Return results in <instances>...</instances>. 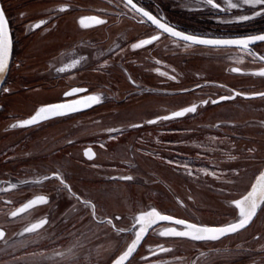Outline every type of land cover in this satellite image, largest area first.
Here are the masks:
<instances>
[{"label": "flooded vegetation", "instance_id": "obj_1", "mask_svg": "<svg viewBox=\"0 0 264 264\" xmlns=\"http://www.w3.org/2000/svg\"><path fill=\"white\" fill-rule=\"evenodd\" d=\"M42 1L50 5L49 9L45 13L22 22L20 28L15 24L5 0H0V8L4 11L12 39L10 64L12 62L14 66L9 64L8 72L11 69V72L15 74L22 69L24 59L18 50L23 43L21 41L25 38L29 46L42 39L51 40L48 43L45 41L47 43L45 46L50 47L59 37H73L71 41L59 45L57 50L46 58L43 74L41 71L32 72L31 77L26 79L31 85L29 91L19 95L7 94L10 93L8 87H4L1 91L2 95L7 94L15 100L31 101L29 108L24 109L28 113L17 115L16 123L34 115L39 107L48 104L67 103L93 94L99 95L104 103L108 98L116 99V94L109 96L107 92L101 90L102 88L93 86L104 59L106 62L111 60L109 66L113 65L121 70L125 85H129L124 92L125 98L133 94H139L136 98H143L147 95L160 96L164 97L162 100L166 102V105L160 104L161 100L153 103L148 106L145 114L139 117H133L131 113H124L118 109L106 111L105 116L109 119H105V116L99 117L100 119L98 117V119H90V116L99 115L94 114L101 105H104L97 103L68 115L42 120L31 126L14 127L26 130V137L34 136V133L36 135L38 131L34 132L33 129L37 128L58 131V126L65 124L66 128L70 129H67L68 132L64 135L65 140L62 145L53 149L55 158L61 157V154L56 153L59 151L67 160L61 162L60 168L45 165V169L50 168V171L44 177H49V180L55 179L61 189L72 197L71 202L78 204L72 206L70 203L64 205L56 203L51 206L52 196L48 189L32 191L19 198L21 187L22 189L27 187L26 190H29L33 185L29 184L30 180L21 182L19 173L13 174L12 181L1 178L3 182L15 184L16 187L13 188V200L4 198L0 190V230L4 232L3 238H0V264H112L135 239L136 231L139 229L136 217L141 212L150 211L153 207L161 214L184 219L189 223L206 226L221 225L223 222L197 221L184 213L161 211L156 206L133 209L127 204L128 206L125 207L126 202L129 201V194H132L134 176L131 170H137L136 161L132 160V149L137 147V144L136 142L131 143V134L139 131L140 136L135 135V138L136 140L141 138V143L144 145L141 147L152 146L157 153H163L164 149L162 144L164 141L157 140L160 133L203 132L207 134V139L203 143L201 141L189 142L185 139L181 142L183 143L181 146L180 142H177L173 148L178 154L184 153L180 150L181 148L184 151L189 149L193 154L187 152L188 156L184 157L175 155L173 163L180 165V160H182L185 165L198 166L200 170H204L206 174L191 173L201 178H208L207 185L211 188L210 191L227 195L228 189L220 188L227 186V184L222 185L223 182L229 183L232 191L237 194L246 186V190L240 193V196L243 195L249 190L260 169L253 168L254 175L246 181L242 172L241 174L238 172L223 173L219 167H222L227 158H230L228 154L235 155L234 158L237 160L235 162L240 165L241 163L252 166L264 164V97L235 95L237 92L247 94L264 92V76L253 75L264 68V61L254 58L248 51L237 46L212 47L192 44L171 37L157 29L147 17L133 11L130 5L126 6V0L110 1V6L104 11L95 7L99 0H88L93 3L86 7L84 0ZM133 2L150 11L163 23L174 26L178 31L202 38L235 39L264 34V14H254L255 11L260 10L261 6L244 5L242 0H231V3L238 5L236 8H229L225 0H215L220 8L217 9L207 4V12L193 8L194 5L187 4L189 7L183 8L181 0H133ZM64 5H67L66 10L60 11L59 9ZM93 16H98L105 23L97 24L92 19H85L83 24L80 23L81 18ZM241 16L251 18L240 20ZM41 20L46 23L34 28L33 26ZM69 21L73 24L72 29L66 27ZM101 29L109 37L113 31H124L128 38L123 42L120 40L113 42V46H110L113 55L100 60L97 56L99 39L94 36V33H98ZM157 34L160 35V39L153 44L136 50L131 48V45L140 39ZM249 48L252 53L264 55V41H256ZM122 50L124 61H116L118 57L115 52L119 53ZM73 61H79L74 68L71 67ZM65 65L69 66L66 71H57ZM196 66L201 69L196 70L194 68ZM233 68H239L241 71L234 72ZM156 69L167 75H161ZM196 75H200L201 78H197ZM170 76H175V79H170ZM8 77L5 82L7 86L12 84L15 78L10 75ZM28 84H24L26 88ZM180 85L183 86L179 87ZM169 86L176 87L175 91L165 93L163 88ZM206 86L207 92L202 90ZM73 88L85 91L69 96L64 95L66 92H71ZM220 96H234V99L217 104L211 103V100L219 99ZM204 100H209V103L203 105ZM15 102V106L18 105L17 101ZM24 103L22 105H25ZM192 104L198 105L195 113L158 121L156 124L147 123L148 120L169 115L173 111ZM106 122L114 124L106 128L99 127ZM248 123H252V126ZM132 125L141 126L132 127ZM108 129L118 131L109 132ZM248 133H251L252 137H248ZM154 136L155 138H152ZM13 143L14 145L8 147L6 151L15 149L21 140ZM101 145H104L108 157H102L99 151ZM121 148L125 149V154H120ZM76 149L77 155H72ZM88 149H91L94 154L91 159L85 155ZM197 150L199 154L195 153ZM6 151L0 146V156H3ZM52 155L54 154L50 153L49 158ZM34 159L35 156H29L27 159L30 167L35 164ZM146 159L142 158L141 166L147 165ZM78 166L83 167L84 170L79 169ZM88 166L102 175L99 180L104 182L105 186H99L101 182L88 175L93 173ZM16 169L18 167L11 170ZM143 169L146 168L143 167ZM207 169L216 179L207 173ZM211 170H216V172ZM54 172L62 177L64 183L71 189L70 191L53 177ZM31 175L27 173L24 177L30 178ZM122 176H130L132 179H119ZM44 180L45 178L41 179V181ZM76 180L79 181L77 184L80 188L77 187ZM108 184L114 189L116 186L121 187H118L121 197L127 196L122 200L123 204H121L119 194L117 196L112 194L118 198L119 205L108 201L107 197L111 194L100 195L102 192H109V188L106 187ZM188 186H191L192 191V186L200 185H194V181L191 180ZM217 186L221 189L220 191L217 190ZM86 187H94L96 190L91 192ZM211 193L206 190L207 196ZM38 195L46 196L48 203L34 206L23 212L19 211L23 204ZM85 200L95 206V215L91 207L84 206L82 202ZM179 203L183 204V201L180 200ZM5 205L8 207L6 208ZM72 208L77 213L76 221H69L71 217L59 221L52 219L54 212L57 213L58 210L66 212ZM12 212H16L17 215L13 216ZM117 217L119 219H116ZM259 218L253 217L246 228L212 241L160 236L158 233L164 228L173 227L184 230L183 226L173 222L160 221L149 229L141 244L129 260L125 261V264H264V255L260 256L264 254V246H259L261 232L256 229L259 226L257 225ZM41 219H46L47 223L34 232L25 231ZM108 220L112 223L109 224ZM120 229L124 231H119ZM244 233H250L251 236L241 238L240 236ZM160 246L169 248L171 251L160 252Z\"/></svg>", "mask_w": 264, "mask_h": 264}, {"label": "rangeland", "instance_id": "obj_2", "mask_svg": "<svg viewBox=\"0 0 264 264\" xmlns=\"http://www.w3.org/2000/svg\"><path fill=\"white\" fill-rule=\"evenodd\" d=\"M89 1L84 0L85 7L93 3ZM110 1L115 2L116 0H99V3L95 4L96 6L95 5L94 6L104 11L110 6L109 3ZM5 3L9 9L11 16L14 18V21L16 22L15 24H17L20 28L22 22L28 21L32 19L34 16L45 13L50 7L49 4H46V2L42 0H5ZM180 3H181V7L183 8H187L189 6L194 5L193 8L202 11L205 10L207 12V4L205 3V0H181ZM187 4L189 6H187ZM94 36L98 37L99 39V48H98L97 56L100 60L106 58L109 55H113V51L112 50H111L112 52L110 51L111 48L110 46L112 45L113 42L118 40L123 42L128 38L127 34H125L124 31H120V32L113 31L112 35L109 37V35L107 36L106 32L103 29H101L98 33H94ZM72 38H70V36H66V38L59 37L58 39H56L55 42L52 43V46L50 47H46L45 43L46 42L48 43L51 40L49 41L42 39V41L35 42L31 46H29L27 42V38H25V40L21 41V43L22 42L23 43L18 50L19 53L20 52L22 53L24 59L23 60L24 62L22 64V69L17 71V73L15 74L13 73V71L11 72V69L9 72L7 70L3 78V84L0 86V146L4 147L6 151L8 147H12L14 145L13 142L17 140H21V143L18 144V146L15 149L13 148L9 152L6 151L3 156H0V190L4 195L3 196L4 198L7 197L13 200L14 196H13L12 184L6 183V181L3 182V179L7 178L11 180L13 174L19 173V175L21 176L20 178L21 182L30 180L29 184H33L29 190H26L27 187H24V189H22L21 187L20 188L21 190L19 191L20 192L19 198L26 196L32 191L48 189L50 190L52 196L51 206H53V204L56 203L59 205L70 203L72 206L78 204L77 202H71L72 197L67 195V193H65L61 189L60 185H58L55 179H51V180L45 179L44 181H41V179L46 177V176L44 177V175L48 174V172L50 171V168L45 169V165L47 166L49 165L51 166V168L52 167L60 168L61 162H65L67 160L65 157L62 156L61 152L59 153V151L56 153L58 155L61 154V157L55 158V153L53 149L56 146L58 147L62 145L63 141L65 140L64 135L65 133L68 132L67 129L69 128H66L65 124L58 126L59 127L58 131L57 130L53 131V129L44 130L43 128H37V129H33L34 132L35 130L38 131L36 135L34 133V136L31 135L30 137H26L27 135L26 130L12 127V125L16 124L15 117L17 115H21L23 113L25 115L28 113L25 112L26 110H24L25 109L23 107L24 105H22L25 101L22 99L15 100L14 98H11V96H7V94L19 95L25 93L26 91H29V89H31V85L28 84L29 82H27L26 79H29L31 77L30 75H32V72L37 73L41 71V73L43 74V67L45 66L46 58H48L49 55L53 54L57 50V47L59 45H62L67 41L68 42L71 41ZM115 53H117V57H118L116 61H124L123 50L119 53L118 52ZM110 61L111 60H109V62L108 61L106 62V59H104L101 62L100 65L101 68L99 70V73H97L98 77L97 79L94 80L93 86H95V88L97 87L102 88L101 90H103L105 93L107 92L109 96L116 94L117 98L116 99L108 98L105 103L103 102V100H101L100 103L104 105L103 106L101 105L97 113L94 114V115L96 114L99 115L94 117L90 116V119H98L99 117L105 116L107 114L106 112L107 110L111 111V110L119 109L121 110V112L132 114L134 109L124 106L127 104H135L137 102L139 103L143 100V98H136L137 97L136 95L139 94H135V95L133 94L127 98L124 97V92L126 91V87H128L129 85L128 84L125 85V82L123 80L124 76L122 75V72L119 68H116L113 65L109 66ZM10 65H13L12 62ZM115 65L117 66L116 63ZM194 68L196 70L201 69L198 66ZM41 73L38 74L40 75ZM9 75L15 78L12 80L13 83L10 85L8 84L9 86H7L5 82L8 78H10L8 77ZM196 77L201 78L200 75H196ZM122 82L124 84H121ZM25 83L29 85L28 88L25 87L24 85ZM181 86L183 85H180L179 87ZM4 87L10 88V93L2 95L1 91L4 90ZM175 88L176 87L169 86V87H164L163 89L165 93L167 92L169 93L175 91ZM202 90L207 92V86L202 88ZM15 101H17L18 103V105L16 106H15L16 103ZM160 104L164 106L166 105V102L164 100H161ZM143 108L147 109L148 106L146 105ZM18 110H22V111L20 112ZM104 118L109 119V117L107 116H105ZM113 124L114 123L109 124V122H106L104 123V125H101L99 127L106 128V126ZM248 125L252 126V123L251 124L248 123ZM61 133L63 136L60 135ZM160 134L161 135L158 136L157 140L161 139L162 141H164L162 143L164 147L163 153L160 152L157 153L156 149L153 148L152 146L141 147L144 146L141 143L140 140L141 138H138L137 140L135 138V135L140 136L139 131L132 132L131 134V143L136 142L137 144V147H133L132 149V157H133L132 160L136 161L137 170L135 171L131 170L134 176V178L132 179V192H131L132 194H129L130 195L128 197L129 201L126 202L125 207L128 206L127 204L132 206L133 209L144 208L146 206H156L161 211H175L177 213H184L185 215H189L190 217L194 218L197 221L207 220L208 222H212V223L223 222L221 223V225L238 219L239 209L232 203V201L237 200L239 198L240 193L246 190L245 189L247 188L246 186L245 188L240 189L239 193L237 194L232 191V189L229 186V183L222 182L221 183L222 185L227 184V186H222L220 188L226 190L228 189L227 191L229 192L227 195L226 194L220 195L219 192H213L209 190L211 188H209L207 185V183L209 182L208 178L206 177L201 178L191 173V172L205 173L204 170H200L201 169L200 167L188 166V168L186 169L185 167H183L185 164L183 163L182 160H180V165H176L175 163H173V160H175L174 159L175 155H180L184 157V156H188L187 152H191V150L189 149H186V151H184L183 148H181L180 150L186 153V155L184 153L178 154L173 148L175 147L177 142H180L181 146L183 144V143L181 144V142L184 141L185 139H188L189 142L201 141L203 143V141L207 139L206 136L207 134L205 135V133L203 132H191V133L167 132ZM55 136H59V137H55ZM249 136L252 137V134L248 133V137ZM152 138H155V136ZM124 150H125L124 148H121L120 154H125L126 152ZM99 151L103 158L108 157L106 154V149L104 147H99ZM50 153L54 154L51 156V158H49ZM195 153L199 154V151L197 150ZM72 155H77V149L72 153ZM228 155L231 159L227 158V161L224 164H222V167H219L221 168L220 170L223 173L227 172L229 174L242 172V174H244L245 177L244 180L246 181H248L249 178H251L254 175L253 168L258 167V169H260L261 171V169L264 167V164H260V165L258 164L252 166L241 163L242 165H240V163L235 162L237 161L234 158L235 155L232 154H228ZM29 156H35L34 159L35 164L32 165L31 167L29 166V162L27 161ZM142 158H147L146 166L144 165L141 166V164H143ZM169 161H171V163H169ZM14 167L16 168L18 167V169L11 170ZM143 167L146 169H143ZM96 171L93 170V173L88 175L93 176L94 177L93 179L101 182L99 186H105L106 184L101 180H99V178L101 179L102 175ZM211 171L216 172V170H211ZM209 172L210 170L207 169V173L211 175ZM27 173L32 174L31 175L32 177L30 178L24 177V175L27 176ZM213 179L216 178L214 177ZM77 180H76V185L77 187H79L80 185L77 184L79 181ZM191 180L194 181V185H200L194 187L192 186V191L190 190L191 186H188L189 183H191ZM49 184L51 185L49 186ZM218 184L220 185V183ZM44 185H46V187H44ZM106 187L109 188L108 190L109 192L105 193L100 191L102 192L100 195L105 196L109 194L111 195L115 194L117 196L119 194L121 201L127 197V196L121 197V194L118 192L119 186H116V188L114 189L112 186L108 184ZM218 187L219 186H217V190L220 191L221 189ZM86 189L90 190L91 192L96 190V188L94 187H86ZM206 190L208 191V193L212 192L213 194L211 193L212 195L210 194V196H207ZM198 192L199 194L202 195L200 198L197 195ZM180 200L183 201V204L179 203ZM121 204H123V201L121 202ZM180 206H182L184 209H182ZM5 207L7 208L8 205H5ZM221 207H223L224 209ZM76 215L77 213L74 212V208L66 212L65 211L61 212L58 210L57 213L56 212L53 213L52 219L59 221V220H66V218L71 217L69 218V221H76L77 219ZM134 215L133 217L135 219ZM255 217L256 219L260 217L259 218L260 220L257 223V225L259 226H257L256 229L259 232H261L260 233L261 240L259 241V246H264V228H261V226H264V204H262L261 207L257 210V214ZM250 236H251L250 233L249 234L244 233L240 237L244 238ZM261 255L264 254H260V256Z\"/></svg>", "mask_w": 264, "mask_h": 264}, {"label": "snow or ice", "instance_id": "obj_3", "mask_svg": "<svg viewBox=\"0 0 264 264\" xmlns=\"http://www.w3.org/2000/svg\"><path fill=\"white\" fill-rule=\"evenodd\" d=\"M227 6L229 8H236L238 5L231 3V0H225ZM205 3L215 7L217 9L220 8V5L215 3V0H205ZM242 4L244 5H252L261 6L260 10L255 11V15L264 14V0H242ZM131 6V9L135 12L141 13L144 17H147L148 21H150L153 25L156 26L157 29L162 30V33H166L171 37L178 38L179 40H183L185 42H191L192 44L199 45H207L212 47H220V46H237L245 51H248L250 55H253L254 58H258L261 61H264V55H259L256 53H252L249 46L256 41H264V34L246 36L242 38L235 39H210V38H202L196 35L186 34L184 32L178 31L174 26H171L167 23H163L160 19H158L155 15H153L150 11L145 10L143 7H139L138 3H134L133 0H126V6ZM67 5L61 6L60 11H65ZM250 16H241L240 20H248ZM85 19L95 20L97 24H103L105 21L98 16L81 18L80 23L83 24ZM46 23V21L41 20L38 24L34 25V28L40 27L41 24ZM160 39V35H151L149 38L140 39L138 42L133 43L131 48L133 50L140 49L142 47H146L148 45L153 44L154 42ZM10 38L7 27V20L5 18V14L2 8H0V73H4L9 58V50H10ZM79 61H73L71 67H76ZM69 68L68 65L65 67L58 69L59 72H64ZM161 75H167V73L160 72L159 69H156ZM232 71L240 72L241 69L233 68ZM253 75L264 76V68H261L258 72L253 73ZM170 79H175V76H170ZM199 87V86H198ZM8 91V89H5ZM85 91L80 88H73L71 92H66L64 95L69 96L76 93H80ZM235 95H245V96H260L264 97V92L258 93H240L237 92ZM234 99V96H220L219 99L211 100V103L217 104L221 101ZM101 97L99 95H89L83 97L82 99L73 100L67 103H54L48 104L45 106H41L34 115L30 118L18 121L16 124L12 125V127H26L39 123L42 120L51 119L57 116L68 115L72 112L80 111L82 108L91 107L94 104L100 103ZM209 100H204L202 102L203 105H207ZM198 105L192 104L191 106L184 107L180 110L173 111L170 115L158 116L155 119L148 120V124H156L158 121H166L175 118L184 117L188 113H195L197 111ZM141 125H132V127H140ZM109 132L118 131L117 129H108ZM104 145H101L103 147ZM90 159L94 155L91 149L85 153ZM171 163V161H169ZM186 169L188 165H184ZM191 174V173H189ZM53 177L58 179L65 188L68 186L64 183L62 177L54 172ZM45 179H49V177H45ZM122 180H131L130 176H122L119 177ZM16 185L13 184L12 188H15ZM70 191L71 189L68 188ZM48 203V199L46 196L38 195L33 199L28 200L23 207L19 210L21 212L33 208L37 205H43ZM85 207H91L93 210V215H95V206L91 204L90 201L85 200L82 202ZM232 203L239 209V219H237L233 223H227L222 226H206L195 223H189L184 219H176L171 215H162L158 212L154 207L150 211H144L136 217V224L139 225V229L136 231L135 239L132 240L131 244L128 245L127 249L122 252L113 262L112 264H125V261H128L132 254L136 251L137 247L141 244L144 236L148 233L149 229L152 228L153 225L157 224L160 221H168L173 222L176 225L183 226L184 230H178L177 228L169 227L164 228L158 234L163 237H182L189 238L194 241H212L218 240L228 234L236 233L241 229L246 228L249 223L253 220V217L256 216L257 210L264 204V172H261L260 175L256 178V183L251 186V191L244 195L241 199H237L232 201ZM13 216H16L17 213L13 212ZM116 219H119L117 217ZM109 224L112 223L111 220L107 221ZM47 223L46 219H41L39 222L32 224L30 227L26 228V232H34L37 229L41 228L44 224ZM119 231H124V229H120ZM4 232L0 230V238H3ZM160 252H169L171 249L160 246ZM155 255V253H153Z\"/></svg>", "mask_w": 264, "mask_h": 264}, {"label": "bare ground", "instance_id": "obj_4", "mask_svg": "<svg viewBox=\"0 0 264 264\" xmlns=\"http://www.w3.org/2000/svg\"><path fill=\"white\" fill-rule=\"evenodd\" d=\"M66 27L68 28V29H72L73 28V24H72V22L71 21H69L67 24H66ZM40 95V94H39ZM37 97H39V96H37ZM43 97V96H42ZM41 97V98H42ZM162 99H164V97H160V96H154V95H147V96H145V97H143V100L141 101V102H137V103H135V104H127V105H125L124 107H128V108H132V109H134V111L132 112V114L131 115H133V117H139V116H141V115H144L145 114V112H146V109H144L143 107L144 106H149V105H151V104H153V103H156V102H158V101H160V100H162ZM31 105V101L30 100H26L25 101V105L23 106L25 109H28L29 108V106ZM142 108H143V110H142ZM121 117V116H120ZM79 167V169H83V167H80V166H78ZM84 170V169H83ZM197 195H198V197L200 198L202 195L201 194H199V192L197 193ZM108 201L110 202V203H112V204H116V205H119V201H118V198L117 197H115V196H113V195H109L108 197Z\"/></svg>", "mask_w": 264, "mask_h": 264}, {"label": "water", "instance_id": "obj_5", "mask_svg": "<svg viewBox=\"0 0 264 264\" xmlns=\"http://www.w3.org/2000/svg\"><path fill=\"white\" fill-rule=\"evenodd\" d=\"M7 27H8V32H9V38H10V50H9V58H8V65H7V68H6V70H5V72L4 73H0V86H1V83L3 82V78H4V76H5V74H6V72H7V70H8V67H9V64H10V58H11V47H12V39H11V33H10V29H9V24H8V22H7ZM210 39H212V38H210ZM45 106V105H44ZM40 108V107H39ZM38 108V109H39ZM170 115V114H169ZM32 116V115H31ZM31 116H29V117H27V118H25V119H28V118H30ZM25 119H21V120H25ZM20 120V121H21ZM261 172H264V167L261 169V171L256 175V177H255V179H254V181H253V183H252V185L254 184V183H256V178L260 175V173ZM251 185V186H252ZM251 186H250V188H249V190L245 193V194H243L242 196H240L238 199H241L244 195H247V193L249 192V191H251ZM24 205V204H23ZM23 205L21 206V208L23 207ZM13 213V212H12ZM11 213V214H12ZM162 215H167V214H162ZM176 219H178V218H176ZM239 219V218H238ZM237 220V219H236ZM236 220H234V221H231V222H228V223H233V222H235ZM39 222V221H38ZM37 223V222H36ZM225 224H227V223H225ZM222 225H224V224H222ZM222 225H207V226H222Z\"/></svg>", "mask_w": 264, "mask_h": 264}]
</instances>
